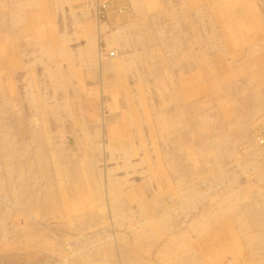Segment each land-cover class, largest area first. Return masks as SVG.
<instances>
[{
	"label": "rangeland",
	"instance_id": "1",
	"mask_svg": "<svg viewBox=\"0 0 264 264\" xmlns=\"http://www.w3.org/2000/svg\"><path fill=\"white\" fill-rule=\"evenodd\" d=\"M0 264H264V0H0Z\"/></svg>",
	"mask_w": 264,
	"mask_h": 264
},
{
	"label": "built area",
	"instance_id": "2",
	"mask_svg": "<svg viewBox=\"0 0 264 264\" xmlns=\"http://www.w3.org/2000/svg\"><path fill=\"white\" fill-rule=\"evenodd\" d=\"M111 55H113V54H111Z\"/></svg>",
	"mask_w": 264,
	"mask_h": 264
}]
</instances>
